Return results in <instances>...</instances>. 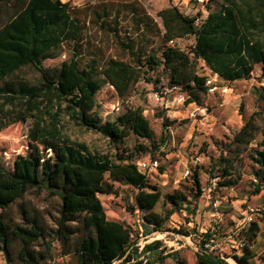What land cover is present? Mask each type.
<instances>
[{
    "label": "trees",
    "instance_id": "1",
    "mask_svg": "<svg viewBox=\"0 0 264 264\" xmlns=\"http://www.w3.org/2000/svg\"><path fill=\"white\" fill-rule=\"evenodd\" d=\"M211 4L215 9L211 10ZM4 5L13 13L0 26V133L30 115L35 121L28 134L29 153L18 156L9 167L0 158V252L8 264L53 260L48 259L52 246L48 228L37 209L22 205L21 222L5 213L30 189L41 188L61 200L55 238L69 245L80 234L76 264H165L170 255L162 241L140 249L124 222L108 218L99 196L116 194L115 183L135 188L136 208L143 214L142 234L147 237L163 232L174 212L192 213L193 201L203 195L200 172L196 169L192 175L194 199L179 190L164 196L172 209L163 217L155 211L163 194L132 155L112 160L91 151L63 133V119L100 133L113 144L133 134L150 141L153 152L159 151L161 144L142 108L127 105L117 119L103 121L97 111L98 93L110 85L126 101L141 79L150 81L147 74L161 68L169 87L186 94L187 105L203 108L210 88L208 76L199 71L200 63L229 84L251 79L257 66L264 79V0H207L208 13L200 20L172 4L157 13L160 22L139 0H99L80 7L62 0H0V11ZM99 34L116 44L120 58L106 54L96 37ZM187 37L195 40L188 50L174 44ZM65 47L70 50L69 59L45 67V61L58 58ZM30 69L37 73L36 80L24 74ZM253 94L264 102V87H254ZM243 107V125L229 142L218 144L222 149L212 160L211 177L222 179L220 188L238 184L239 179H233L234 162L254 142L250 159L264 181V126L257 123L264 107L248 117ZM170 124L164 121L166 127ZM262 189L257 185L254 194ZM178 232L192 236L183 229ZM216 232H195L201 236L197 264H229L228 257L237 264H252L257 257L252 245L260 232L258 223L241 231L245 246L239 254L226 256L213 249ZM41 240L47 251L35 247ZM14 246L17 259H13ZM131 252L134 263L128 258Z\"/></svg>",
    "mask_w": 264,
    "mask_h": 264
},
{
    "label": "rangeland",
    "instance_id": "2",
    "mask_svg": "<svg viewBox=\"0 0 264 264\" xmlns=\"http://www.w3.org/2000/svg\"><path fill=\"white\" fill-rule=\"evenodd\" d=\"M62 1L80 7L99 0ZM139 1L159 22L157 13L172 4L180 7L187 15L197 17L198 20L208 13V5L197 4V0ZM211 6V10L215 9V5L211 4ZM12 13L13 8L10 6L4 5L1 8L0 26L8 21ZM96 37L100 40L99 43L102 44L107 55L117 58L122 56L121 51L111 39L101 34L96 35ZM194 43L195 40L192 37L174 42L183 50H188ZM70 55V50L65 47L58 58L49 59L45 61L44 65L45 67L59 66L64 60L69 59ZM199 71L202 75L212 79L213 74L203 63H200ZM24 74L30 79H37V73L31 69L24 71ZM260 76L261 70L257 66L249 80L222 84L221 80L218 79L216 83L219 87L228 86L229 89L219 90L216 94L209 93L206 107L203 108H207V112H213L214 108L215 110H223L221 107L227 100L229 118L222 122L223 126L217 124L213 132L207 130L202 132L198 129L200 117L202 118V114H200L202 108L196 104L177 103L180 97L186 100L187 96L179 89L169 87V81L161 68L147 74V77L151 78L150 81L141 79L132 88L126 101L120 98L112 86L103 88L96 97L97 111L103 121H114L126 110L127 105L142 108L154 130L156 141L161 144V148L157 152H153L150 141L140 139L133 134H130L124 142L113 144L102 134L85 129L67 117L63 119V133L72 141L85 143L95 153L108 155L112 160H116L119 155H132V160L137 164L150 159H158L165 171L162 173L159 169L157 172L151 173L149 180L152 185L158 186L163 194L161 201L155 208V211L163 217L172 209L169 204L164 203V196L179 190L187 194L190 200L194 199L197 191L193 184L192 175L196 169L200 172L203 195L198 200L193 201L192 213L174 212L167 220L163 232H154L147 237L142 234L143 214L136 208L137 190L135 188L115 183L116 194L99 196L108 218L124 222L130 232L131 241L138 240L137 246L140 249L153 241H162L166 254L170 255L165 260V264H197L196 254L199 251L197 244L201 240V236H197L195 232L201 235L209 230L218 231L215 241L213 244L211 243L213 249L226 256L236 253L240 242H244L241 231L248 227V224L242 225L241 222L249 216L253 218V223L259 224L258 236H261L258 237L259 239L257 238L255 247L259 257L255 259L253 264H264V181H260L257 176L258 166L250 159L251 150L256 147L257 142L245 149L238 160L234 162L233 179H239L236 186L220 188L218 182L222 179L211 177L212 160L218 158L222 149L221 145L218 144H221L222 141L229 142L242 121L241 105H244V116L246 117L264 107V102L257 101L253 94L254 87H264V79H260ZM166 119L171 122L168 127L164 125ZM34 121L35 116L30 115L22 122L11 125L0 133V158L6 166H11L18 156L29 153L31 147L28 134ZM257 123L264 126V115L257 119ZM49 157L50 154H48ZM196 161L197 163H195ZM187 170L190 171L188 176L185 174ZM217 175L219 174L217 173ZM214 179L217 183L216 189H212ZM254 179H257L258 185L263 187L258 195L254 194L256 188ZM215 202L218 204L217 207L214 206ZM22 205L37 209L48 228L50 235L48 241L52 242L49 251L51 257L48 259L53 260H48L47 264H53L54 261L57 264H76L77 258L74 252L80 234H75L67 245L57 240L53 232L58 229L60 198L51 195L46 189L33 188L22 199L11 205L6 210V215L17 222H21ZM70 225L76 227L78 223H71ZM182 229L192 233V236L187 237L179 233L178 231ZM35 247L41 251L48 249L44 240L37 242ZM69 253L72 255H68ZM128 258L133 261L132 252ZM13 259H17L16 246H14ZM227 261L236 264L231 257H228ZM0 264H8L2 252H0Z\"/></svg>",
    "mask_w": 264,
    "mask_h": 264
},
{
    "label": "crops",
    "instance_id": "3",
    "mask_svg": "<svg viewBox=\"0 0 264 264\" xmlns=\"http://www.w3.org/2000/svg\"><path fill=\"white\" fill-rule=\"evenodd\" d=\"M212 79L215 81V82H217L218 81V79H219V76L218 75H214L213 74V76H212ZM221 82H222V84H225L226 83V81H223V80H221ZM239 82V81H238ZM222 89H229L228 88V86L227 87H221L219 90H222ZM218 90V91H219ZM217 92V91H216ZM216 92L215 93H212V94H216ZM224 94V93H223ZM229 97V96H228ZM230 100V99H229ZM226 103H227V100L225 101V103L222 105V107L221 108H223V110L222 109H216L215 110V108H214V111L213 112H207V108H202V113H200V114H202L201 116H202V118L200 117V124H199V126H198V129L200 130V131H204V132H206L205 130H207V131H209V132H213L215 129V126H217V124L220 126V125H222L223 123L222 122H225L226 120H228V118H229V110H228V107L226 106ZM206 111V112H205ZM221 123V124H220ZM243 125V118H242V121L240 122V124H239V127H238V129L241 127ZM223 126V125H222ZM208 128V129H207ZM244 229H246V228H244ZM258 237H261V236H258ZM257 237V238H258ZM259 239V238H258ZM256 241H257V239H256ZM254 242V244L252 245V249L256 252V249H255V247H256V245H257V242ZM263 255H264V251H263ZM257 257H259L258 256V254H257ZM256 257V258H257ZM256 258H254L253 260H252V264H253V262L255 261V259ZM263 259H264V257H263ZM263 263H264V260H263Z\"/></svg>",
    "mask_w": 264,
    "mask_h": 264
},
{
    "label": "built area",
    "instance_id": "4",
    "mask_svg": "<svg viewBox=\"0 0 264 264\" xmlns=\"http://www.w3.org/2000/svg\"><path fill=\"white\" fill-rule=\"evenodd\" d=\"M197 1H198V2H196L197 4H202V5H205L206 2H207V0H197ZM207 86L210 88L209 89V93H215L216 91H218L221 88V87H219L217 85V83L213 79H208ZM180 102H182V104H183L184 102H186V100H184L183 97H180L179 100L177 101V103H180ZM200 108H202V107H200ZM195 163H197V161ZM138 166L143 172H146L148 174V176H149V175H151V173L157 172L160 169L161 164H160V161L158 159H150L148 161L139 162ZM185 174L188 176L190 174V171L187 170L185 172ZM254 183L256 184L255 186H257L259 184L257 179H254ZM216 186H217V183L215 182V179H214L213 183H212V189H216ZM214 206L215 207L218 206L217 202L214 203ZM251 223H253V218L251 216H249L248 218L243 219V221L241 222L242 225L243 224H248V226ZM212 241L214 242L215 240H212ZM244 246H245L244 242H240V244L238 245V248L242 251ZM238 248H237V253L239 254V253H241V251L239 252ZM229 264H231V263H229Z\"/></svg>",
    "mask_w": 264,
    "mask_h": 264
}]
</instances>
